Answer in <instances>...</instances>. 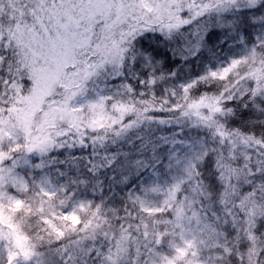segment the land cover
Instances as JSON below:
<instances>
[{"label": "snow or ice", "instance_id": "snow-or-ice-1", "mask_svg": "<svg viewBox=\"0 0 264 264\" xmlns=\"http://www.w3.org/2000/svg\"><path fill=\"white\" fill-rule=\"evenodd\" d=\"M0 264H264V0H0Z\"/></svg>", "mask_w": 264, "mask_h": 264}]
</instances>
